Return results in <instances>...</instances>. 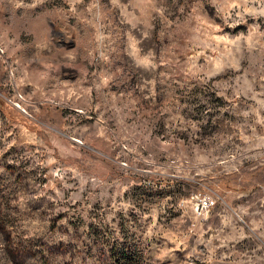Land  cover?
I'll list each match as a JSON object with an SVG mask.
<instances>
[{"label": "rangeland", "instance_id": "obj_1", "mask_svg": "<svg viewBox=\"0 0 264 264\" xmlns=\"http://www.w3.org/2000/svg\"><path fill=\"white\" fill-rule=\"evenodd\" d=\"M0 264H264V0H0Z\"/></svg>", "mask_w": 264, "mask_h": 264}, {"label": "built area", "instance_id": "obj_2", "mask_svg": "<svg viewBox=\"0 0 264 264\" xmlns=\"http://www.w3.org/2000/svg\"><path fill=\"white\" fill-rule=\"evenodd\" d=\"M193 202L195 203V208L199 211L207 210L214 204L212 198L206 194L195 195Z\"/></svg>", "mask_w": 264, "mask_h": 264}]
</instances>
